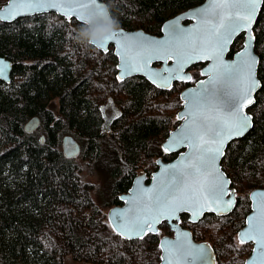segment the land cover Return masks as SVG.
I'll return each instance as SVG.
<instances>
[{
  "label": "trees",
  "instance_id": "1",
  "mask_svg": "<svg viewBox=\"0 0 264 264\" xmlns=\"http://www.w3.org/2000/svg\"><path fill=\"white\" fill-rule=\"evenodd\" d=\"M7 1L0 0V7ZM101 1L119 28L159 36L164 21L204 0ZM82 27L55 13L0 22V56L12 64L10 82L0 80V264H159L157 236L126 241L111 229L104 210L120 204L117 196L136 171L149 178L158 158L175 157L161 144L179 124V92L194 84L201 64L190 83L176 82L167 91L141 77L119 80L113 47L103 53L81 42ZM253 35L261 82L248 110L253 128L227 146L221 161L236 206L227 216H206L203 225L216 230L197 234L213 249L216 264H241L246 245L236 247L233 237L249 212L248 193L264 188V3ZM242 41V35L234 41L231 54ZM105 103L114 116L104 126ZM32 117L40 123L27 133ZM66 135L81 148L75 158L62 154ZM95 165L107 172L106 195L85 177Z\"/></svg>",
  "mask_w": 264,
  "mask_h": 264
},
{
  "label": "snow or ice",
  "instance_id": "2",
  "mask_svg": "<svg viewBox=\"0 0 264 264\" xmlns=\"http://www.w3.org/2000/svg\"><path fill=\"white\" fill-rule=\"evenodd\" d=\"M264 0H222L204 9L199 15L202 17L204 32L194 38H188L184 29L178 22L171 28L169 41H151L142 39L130 41L123 33L110 32L103 36L102 42L97 48L104 49L108 41L123 38L122 49L124 56L125 72L141 71L152 58H171L173 54L179 57L178 74L184 63L192 56L184 53L173 52L166 47L170 42L180 44L182 47L191 48L192 52L203 49L208 51L210 58L220 61L228 43L241 29L246 30L256 15L259 4ZM102 3L98 0H10L5 9L8 18H16L19 15H27L32 11L45 8L61 10L66 16H75L84 25H90L101 17H105L101 11ZM0 19L5 17L0 16ZM206 46V47H205ZM247 46L242 58L247 56ZM255 60L249 57L242 60V64L224 65L218 63L217 74L210 77L207 86L201 84L188 100V123L174 138L177 145L189 144L192 146L193 155L188 157L187 165L173 166L168 173L167 180L160 190L148 201L143 202L136 198L130 203L133 205L126 212L114 213L119 219L116 227L121 233L136 235L152 229L163 216L174 215L180 211H193L199 214L205 207L211 208L223 205L225 208L232 203L231 199L225 200V196H231L225 188V181L215 167L216 159L222 155V146L226 138L242 134L248 127V117L242 114V107L251 103L250 93L256 87L252 79V66ZM6 65L0 67V75L6 70ZM219 69H223L220 72ZM164 77L165 83L169 79L177 78L171 73ZM241 73L243 78L241 79ZM189 79H191L189 77ZM219 85V87H218ZM226 112L227 115H223ZM181 119V117H177ZM215 145V147H212ZM168 149L166 148L165 151ZM259 214L252 217V227L246 233L241 234V242L245 239H254L258 244V257L264 261V202H261ZM169 255L178 259L188 260L193 257L192 250L183 241H177L171 245ZM167 260L168 256L162 257Z\"/></svg>",
  "mask_w": 264,
  "mask_h": 264
},
{
  "label": "water",
  "instance_id": "3",
  "mask_svg": "<svg viewBox=\"0 0 264 264\" xmlns=\"http://www.w3.org/2000/svg\"><path fill=\"white\" fill-rule=\"evenodd\" d=\"M98 2L105 4L103 1L98 0ZM222 2V0H204L201 4L191 7L186 11L180 12L175 16L169 18L168 20L164 21L161 26V35L155 36L149 34L141 29L138 30H125L119 28L117 33H123L124 37H128L130 41H134L135 39L139 38L142 40H146L148 42L151 41H169V34L171 28L174 24L178 22L179 27L184 29V34L188 38L198 37L203 34L204 32V25L202 24V17L199 15L204 9L210 7V5L214 3ZM10 0H8L4 5L0 7V16L5 17V19H0V22L4 23H12L18 19L31 17L34 15L46 14V13H55L58 16H61L67 20L74 19L78 23L83 24L80 20H78L75 16H66L61 10H57L54 8H45L41 10L32 11L30 14L27 15H19L16 18H8V14L5 11L7 6L9 5ZM106 5V4H105ZM263 3L259 4L257 7L256 15L252 18V23L248 25L247 29L239 30L232 38V40L228 43L223 55L220 57V61H216L213 58H210L208 55V51L203 49L197 50L196 52H192L191 48L182 47L180 44L175 42H170L169 45L166 47L170 48L174 53L180 51L184 53L186 56H192V59L186 60L182 69H180L179 73H176V69L178 68V59L179 57L175 54L168 58L164 56V58H152L148 61L146 66H142L141 71L136 72H125L124 70V56H123V49L122 43L123 38L117 37L116 39L108 41L107 45L104 49L97 48L94 45V48L97 50L107 53L108 48L111 46L113 47V54L117 59L116 69L118 71L117 78L119 80H125L127 78L133 77H141L144 78L147 82H149L153 87L167 91L170 90L172 85L176 82L178 83H190L191 74L190 69L196 65L201 64V69L199 71L200 78L194 82L193 85H189L188 87L184 88L179 93V99L181 101V109L177 113V117H181L178 119L179 124L171 131L168 132L167 137L161 144V149L165 154H175V157L170 161H163L161 158L156 160V170L151 173L149 178L144 172H137L134 175L132 180L131 186L128 189L127 193L121 195L119 197L120 202L122 205L118 207H114L108 211L107 221L111 229L122 239L126 241H134V240H142L147 235H154L159 230L158 227L165 223L172 233V235L163 236L158 241V248L160 251L159 256V264H216L215 255L213 249L207 243H199L194 240L191 235V232L180 225V217L181 215L185 214L188 216V221L190 223H197L199 220L203 218L205 214H212L217 217H224L229 215L236 206V192L235 189L232 187L231 180L224 172L221 167V161L225 155V151L227 146L232 142L245 137L249 131L253 128V117L248 110L254 105L255 103V95L258 90L261 88V82L257 76L258 65H259V57L255 53L254 44L255 39L253 35V28L257 21L259 12L261 10ZM105 23V17L99 18L97 21L90 25H85L87 28L102 25ZM84 25V24H83ZM243 36V41L241 47L231 54V46L234 41ZM247 46V56L242 58L241 54L245 52ZM206 47V46H205ZM249 57L255 60V63L252 66V79L256 83V87L252 89L250 93L251 103H246L245 106L242 107V114L248 117V127L246 130L236 136H231L225 139L222 146V155L218 156L216 159L215 167L219 174L221 175L222 179L226 182L225 188L228 192H230L231 196H225V200L231 199L232 203L229 207L225 208L223 205L217 207L216 205H212L211 208L205 207L203 210L199 212V214H194L193 211H180L175 213L174 215L169 214L167 218L161 217L159 222L154 224L152 229L148 230L146 233L142 234L141 237H137L136 235H129L127 233H121L120 230L116 227L119 219L114 216V213L117 212H126L130 207L133 205L130 201H133L136 198H140L143 202H148L162 187V184L167 180L168 173L173 169V166H180V165H187L190 161L187 159L188 157L193 155L192 146L189 144L184 145H177L174 143V138L178 135L180 130L188 123L187 113L189 111V104L188 100L190 95L195 92L198 88L201 87V84L207 86V82L210 77L217 74L216 66L218 63H222L224 65L229 64H242V60H246ZM7 66L5 72L0 75V80L8 83L11 80V71H12V64L9 60L4 57L0 56V67ZM166 69L171 70L173 75H176L177 78L169 79L167 83H165L164 79L161 78L160 75H155L157 73H161L164 77L170 75L169 71H165ZM220 72H223V69H219ZM243 78V73H241V79ZM219 87V85H218ZM223 115H227L226 112L222 111ZM39 119L37 117H32L24 126V130L27 133H32L35 131L39 126ZM41 142H43V138H41ZM215 147V145H212ZM168 149L165 151V149ZM80 146L71 136H64L61 139V151L64 157L66 158H75L80 153ZM148 181V183H146ZM249 203H250V210L249 213L246 215L244 220V225L242 229L238 232L237 237L241 242V234L246 233L252 227V217L257 216L259 214L258 209L261 202H264V188H257L250 192L249 196ZM183 241L184 244L189 247L193 252V257L184 260L178 259L174 256L169 255V250L171 245L175 244L177 241ZM243 243L251 244L252 249L249 256L245 259L244 264H264L258 257V244L254 239H245ZM168 256V259H162V257Z\"/></svg>",
  "mask_w": 264,
  "mask_h": 264
},
{
  "label": "rangeland",
  "instance_id": "4",
  "mask_svg": "<svg viewBox=\"0 0 264 264\" xmlns=\"http://www.w3.org/2000/svg\"><path fill=\"white\" fill-rule=\"evenodd\" d=\"M194 67H192L191 69H190V74H191V77L192 78H195V77H197V73L195 72V70H192ZM200 69H201V67H200ZM200 69H199V71H200ZM200 78V74H199V72H198V78H197V80ZM197 80H195V81H197ZM194 81V82H195ZM184 89V88H183ZM182 89V90H183ZM181 90V91H182ZM180 91V92H181ZM179 92V93H180ZM180 100V99H179ZM54 105H55V107H54V112L55 113H57V105H58V102L57 101H55L54 102ZM181 108V107H180ZM180 110V109H179ZM178 110V111H179ZM177 111V112H178ZM114 116V110H113V108H112V106L110 105V104H106L105 103V105H104V121H106V120H108V119H110L111 117H113ZM105 123V122H104ZM104 126L105 125H108V124H103ZM108 128V127H107ZM111 150H109V152H110ZM175 155V154H174ZM156 162V161H155ZM101 165L102 166H105L106 165V161H104V160H102V163H101ZM101 165H95V167H94V171H93V173H92V175L90 174V173H86V175H85V177L87 178V179H91V182L92 183H94L96 186H97V188H98V190H97V193H99V194H102V192L104 193L103 195H106V193H107V190H108V187H109V182H108V175H107V172L105 171V169L103 168V167H101ZM155 165H156V163H155ZM139 171V170H138ZM138 171H136V172H138ZM154 172V171H153ZM152 173V172H151ZM151 173L148 175V176H150L151 175ZM147 176V175H146ZM147 179H148V177H147ZM240 190H244V188L243 187H241V189ZM106 192V193H105ZM249 194V193H248ZM102 198H103V196H101ZM102 198H101V200H102ZM104 199V198H103ZM104 211H106V209L104 210ZM205 220H207V219H203V220H201L196 226H195V228H194V230H195V232L197 233V234H203V232H204V230H209V233H210V230L212 229V228H208L207 226H204L203 224H204V222H206ZM208 221H214V220H208ZM213 231H215L216 229H212ZM202 232V233H201ZM196 234V239L198 240V241H200V238H201V236H199V235H197ZM219 235V233H214V238H216L217 236ZM235 237H236V239H235ZM161 238V237H160ZM203 240H210V239H208V238H206V239H203ZM211 242H212V239H211ZM233 243L235 244V246L236 247H238V246H241V245H246L244 248V251L243 252H247L245 255H242V259H241V264H244V261H245V259L249 256V254H250V252H251V249H252V245L251 244H243V243H239V241L237 240V233L234 235V237H233ZM63 264H86V263H79V262H73L72 260H70V259H66V261L63 263Z\"/></svg>",
  "mask_w": 264,
  "mask_h": 264
},
{
  "label": "clouds",
  "instance_id": "5",
  "mask_svg": "<svg viewBox=\"0 0 264 264\" xmlns=\"http://www.w3.org/2000/svg\"><path fill=\"white\" fill-rule=\"evenodd\" d=\"M101 11L104 13L105 23L88 28L82 27L78 33L81 42H87L97 47L102 42L103 36L119 30V21L111 15L109 6L102 4Z\"/></svg>",
  "mask_w": 264,
  "mask_h": 264
},
{
  "label": "flooded vegetation",
  "instance_id": "6",
  "mask_svg": "<svg viewBox=\"0 0 264 264\" xmlns=\"http://www.w3.org/2000/svg\"><path fill=\"white\" fill-rule=\"evenodd\" d=\"M111 119H112V118L106 120L104 124H108V123L111 121ZM105 130L108 131V128H106ZM146 183H148V181H146ZM130 186H131V185H130ZM129 188H130V187H129ZM129 188H128V189H129ZM128 189H127L126 191H124V192H121V193L117 196L118 200H119V197H120L121 195L127 193ZM249 194H250V193H249ZM249 194H248V195H249ZM120 205H122L121 202H120V204H117V205L107 206L106 214L108 215V211H109L110 209H112V208H114V207H118V206H120ZM249 207H250V203H249ZM249 210H250V208H249ZM248 213H249V212H248ZM210 215H212V214H205V215L203 216L202 219H204L206 216H210ZM212 216H215V215H212ZM216 217H217V216H216ZM202 219H201V220H202ZM201 220H199V221H198L197 223H195L193 226H192V225H188V224H193V223H190V222L188 221V216L185 215V214H183V215H181V217H180V225H181V227H183V228L189 230V231L191 232L192 237L194 238V237L196 236V235H195L196 232H195V230H194L195 225L198 224ZM158 230H159V231H158L156 234H154L155 236L158 237V241H159L160 237L167 236V235H172V233L169 231V229H168V227H167V225H166L165 223H162V224L158 227ZM196 234H197V233H196ZM237 234H238V233H237ZM194 240H195V238H194ZM237 240L239 241L238 237H237ZM195 241H196V242H199V243H204V242H200V241H197V240H195ZM239 243H242V242L239 241ZM243 244H246V243H243ZM214 255H215V254H214ZM215 260H216V258H215Z\"/></svg>",
  "mask_w": 264,
  "mask_h": 264
},
{
  "label": "bare ground",
  "instance_id": "7",
  "mask_svg": "<svg viewBox=\"0 0 264 264\" xmlns=\"http://www.w3.org/2000/svg\"><path fill=\"white\" fill-rule=\"evenodd\" d=\"M168 19H169V18H168ZM168 19H167V20H168ZM117 74H118V71H117ZM117 74H116V77H117ZM117 79H118V78H117ZM241 229H242V228H241ZM241 229H240V230H241ZM240 230H239V231H240ZM239 231H238V232H239Z\"/></svg>",
  "mask_w": 264,
  "mask_h": 264
}]
</instances>
